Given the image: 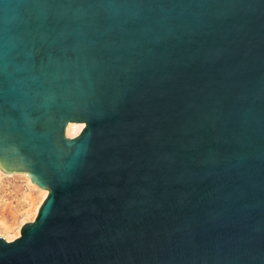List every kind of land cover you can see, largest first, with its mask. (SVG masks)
Masks as SVG:
<instances>
[{
	"label": "water",
	"instance_id": "obj_1",
	"mask_svg": "<svg viewBox=\"0 0 264 264\" xmlns=\"http://www.w3.org/2000/svg\"><path fill=\"white\" fill-rule=\"evenodd\" d=\"M0 168V264H264V0H0Z\"/></svg>",
	"mask_w": 264,
	"mask_h": 264
},
{
	"label": "rangeland",
	"instance_id": "obj_2",
	"mask_svg": "<svg viewBox=\"0 0 264 264\" xmlns=\"http://www.w3.org/2000/svg\"><path fill=\"white\" fill-rule=\"evenodd\" d=\"M70 123V122H69ZM66 127V135L74 136L79 126ZM82 123L84 122H74ZM33 183L25 172H6L0 168V235L11 240L20 235V227L33 220L41 202L46 197L43 190Z\"/></svg>",
	"mask_w": 264,
	"mask_h": 264
},
{
	"label": "bare ground",
	"instance_id": "obj_3",
	"mask_svg": "<svg viewBox=\"0 0 264 264\" xmlns=\"http://www.w3.org/2000/svg\"><path fill=\"white\" fill-rule=\"evenodd\" d=\"M67 125H68V124H67ZM70 125H76V126H79V129H80V130H81V129L83 128V126H84L82 123L79 124V123H74V122H70V123H69V126H70ZM46 193H47V191L44 189V190H43V194H44V196L46 195ZM37 209H38V207H36V210H37Z\"/></svg>",
	"mask_w": 264,
	"mask_h": 264
}]
</instances>
